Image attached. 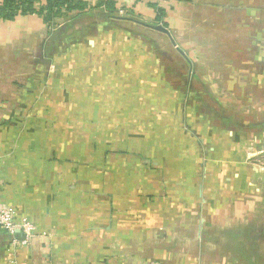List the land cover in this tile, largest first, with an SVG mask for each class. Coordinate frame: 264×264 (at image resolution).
I'll return each instance as SVG.
<instances>
[{
  "label": "crops",
  "instance_id": "crops-1",
  "mask_svg": "<svg viewBox=\"0 0 264 264\" xmlns=\"http://www.w3.org/2000/svg\"><path fill=\"white\" fill-rule=\"evenodd\" d=\"M163 3L0 19V203L34 228L0 264H264V179L214 151L264 125V0Z\"/></svg>",
  "mask_w": 264,
  "mask_h": 264
},
{
  "label": "rangeland",
  "instance_id": "rangeland-1",
  "mask_svg": "<svg viewBox=\"0 0 264 264\" xmlns=\"http://www.w3.org/2000/svg\"><path fill=\"white\" fill-rule=\"evenodd\" d=\"M253 108V107H251ZM254 109V108H253ZM257 109V106L256 108ZM216 111V110H215ZM217 118H220L216 120V123L218 125L223 124V121L221 119L222 114L218 110V113H215ZM233 121L227 122V125H234L235 127L239 126V129L241 128V117L240 115H233ZM246 129L238 130V133L231 132L234 136L233 138L226 139L222 137L220 140L221 142V148L214 149V151L217 153L216 155L219 158H222L221 160L224 166L227 167L228 178L222 177V179H229L231 180L230 183H234L236 185L238 182H241L242 179H250V182H252L254 185L256 184H263L264 179V125L263 124H250V134L242 135L241 131L245 132ZM227 133V132H226ZM226 134H223L224 136ZM230 151V152H229ZM225 158H230L229 162L225 160ZM215 164V163H213ZM250 171V172H249ZM222 172H220L221 174ZM250 173V176L248 175ZM233 178V179H231ZM215 179V178H213ZM236 180V181H235ZM238 180V182H237ZM225 190V189H224ZM232 190L231 193L241 194L242 187H233L230 189ZM227 191V190H225ZM230 194V193H229Z\"/></svg>",
  "mask_w": 264,
  "mask_h": 264
},
{
  "label": "trees",
  "instance_id": "trees-1",
  "mask_svg": "<svg viewBox=\"0 0 264 264\" xmlns=\"http://www.w3.org/2000/svg\"><path fill=\"white\" fill-rule=\"evenodd\" d=\"M154 9L156 21L165 15L166 0H145ZM92 9H104L115 14L118 11L117 0H96L91 4L86 0H0V19L14 20L20 15L35 14L50 25L56 18L65 14L79 15Z\"/></svg>",
  "mask_w": 264,
  "mask_h": 264
},
{
  "label": "built area",
  "instance_id": "built-area-1",
  "mask_svg": "<svg viewBox=\"0 0 264 264\" xmlns=\"http://www.w3.org/2000/svg\"><path fill=\"white\" fill-rule=\"evenodd\" d=\"M19 217L13 205L0 203V228L10 236L12 243H15L17 233H22V243L28 242L34 233L32 224Z\"/></svg>",
  "mask_w": 264,
  "mask_h": 264
},
{
  "label": "water",
  "instance_id": "water-1",
  "mask_svg": "<svg viewBox=\"0 0 264 264\" xmlns=\"http://www.w3.org/2000/svg\"><path fill=\"white\" fill-rule=\"evenodd\" d=\"M149 27L154 29V30H157L159 32H163V33L169 35L168 31L165 28H163L162 26H149Z\"/></svg>",
  "mask_w": 264,
  "mask_h": 264
}]
</instances>
